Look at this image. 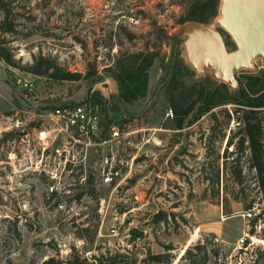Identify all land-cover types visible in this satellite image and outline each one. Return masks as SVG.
<instances>
[{
	"label": "rangeland",
	"instance_id": "1",
	"mask_svg": "<svg viewBox=\"0 0 264 264\" xmlns=\"http://www.w3.org/2000/svg\"><path fill=\"white\" fill-rule=\"evenodd\" d=\"M187 1L12 0L18 30L8 38L13 39L9 44L19 63L14 66L0 59V264H6L7 259L16 264H29L31 258L40 262L56 251L67 256L72 244L83 248L85 243L76 234L77 225L96 223L97 244L131 247L140 258L148 248L163 252L165 245L172 243V264H180L186 248L201 239L212 240L220 249L219 263L212 258L210 264H264V228H255L253 245L240 248L239 244L252 229L253 219L242 215L247 210L246 201L255 199L254 204L264 208L255 170L248 168L247 155L242 157L244 182L239 184L231 168L224 165L227 140L238 129L234 115L229 125L225 124L226 111H232L235 104L217 107L202 116L193 113L183 129L174 128L173 118L167 115L170 104L162 88L171 71L181 73L188 84L216 80L209 74L198 75L186 62L181 38L174 50L169 44L178 36V19ZM219 4L208 22L219 14ZM160 30L165 31L161 41ZM221 30L229 49H234L231 36ZM128 33L134 34L132 40ZM156 42L159 56L152 68L149 95L130 105L120 104L117 82L105 70L110 64L108 51L153 48ZM172 50L173 58L165 63ZM39 53L56 57L60 67L79 78L59 80L25 70L23 67L32 64ZM95 58L97 63H88ZM255 65V72L264 71V59ZM93 68L97 75L88 77ZM245 72L249 71L238 72L237 78ZM18 77L33 80L35 89L29 92L21 87ZM90 90H100L112 101L107 108L111 124H118L117 118L125 113L133 116L126 123L134 128L165 130L144 132L150 140L140 152L134 147L125 149V158L133 154L137 157L118 187L93 181L94 195L85 193L79 198V193L88 189L78 173L95 172L97 153L90 149L85 169L74 167V173L68 172L61 183L55 184L61 203L56 205L58 199L49 190L50 178L38 168L39 145L31 138L12 139L5 133L16 112L22 113L20 109L38 111L62 101L80 102ZM142 138L140 133L134 142ZM232 156L228 166L237 157L236 153ZM216 158L219 183L211 166ZM160 209L176 213L175 218L170 216L168 223L154 224L152 214ZM132 227L143 230L144 237L129 242Z\"/></svg>",
	"mask_w": 264,
	"mask_h": 264
},
{
	"label": "trees",
	"instance_id": "2",
	"mask_svg": "<svg viewBox=\"0 0 264 264\" xmlns=\"http://www.w3.org/2000/svg\"><path fill=\"white\" fill-rule=\"evenodd\" d=\"M183 4L185 12L178 19V23L191 19L209 21L217 12L219 0H188ZM0 12V59L10 65L18 66L19 61L16 59L9 44L13 39L8 38V34L17 33L18 30L17 14L12 6V0H0ZM158 35L161 41L165 37V31L160 30ZM133 37V33H128L129 39L132 40ZM156 45H158L157 42L153 48L147 46L126 51H108L107 59H109V62L107 63L110 64L105 67V70L117 82V100L120 104L130 105L149 95L152 83V68L159 56V48ZM31 63L23 68L36 75L52 76L59 80L79 78L77 75H73L60 67L57 64L59 63L57 58L52 55L39 53L34 56V61ZM88 63H97V58ZM96 75L97 71L93 68L88 77ZM239 81L240 86L234 90H230L227 84L217 80H212L214 85L207 82H191L188 84L181 78V73L171 71L162 91L164 90L170 108L174 112L173 125L176 129L185 128L190 123V117L193 113L202 116L217 107L229 103L235 104L232 111H226L225 124L229 125L233 115L240 123L238 124V129L233 131L227 140L226 151L223 156L224 165L227 168H231L236 182L242 184L244 182L242 157L247 155L248 168L255 170L257 185L264 197V71L242 73ZM83 101L99 105L100 110L105 112V117H102L105 124L103 135H106L108 126L112 122V119L108 116L107 108L110 103L112 104V101L105 97L100 90H90ZM76 102L71 100L64 103L72 104ZM213 116L217 118V114L214 112ZM132 117L123 113L122 117L117 118V122L119 125H123L129 122ZM5 135L12 139L19 137L16 130L8 131ZM224 135L225 132L220 138L222 139ZM231 144H235L234 152H229L228 146ZM234 153H236L237 157H234L231 165L228 166V160L233 157ZM218 157H220V154L217 155ZM217 158L214 159V163L211 166L216 171L215 179L219 183L220 164H215ZM81 173L82 171L80 170L78 175ZM93 181V174L87 173L86 187L88 192L87 190L81 191L78 195L79 198L85 193L94 195L96 189L93 186ZM50 194L58 199L56 205H60L59 193L53 191ZM255 202V199H251L249 202L246 201L245 206L249 209ZM97 208L95 207V210ZM97 216L98 213H96L95 217ZM170 216L175 218L176 213L160 209L152 214V220L154 224L168 223ZM77 230V236L85 241L83 248L72 244L67 256H61L59 251H56L48 254L40 262L31 258L29 264H172L174 257L171 252L174 248L172 243L166 244L163 252H153L151 248H148L145 256L140 258L136 250L131 247L111 248L97 244L99 223L82 227L77 225ZM143 237V230L138 227L130 229L129 242H136ZM92 249H95V251L90 255L87 254V251ZM212 258H215V263H219L220 249L212 244V240L203 241L199 239L186 248L181 255L180 264H210ZM6 264L16 263L12 259H7Z\"/></svg>",
	"mask_w": 264,
	"mask_h": 264
},
{
	"label": "built area",
	"instance_id": "3",
	"mask_svg": "<svg viewBox=\"0 0 264 264\" xmlns=\"http://www.w3.org/2000/svg\"><path fill=\"white\" fill-rule=\"evenodd\" d=\"M18 84L32 92L35 89L34 81L18 77ZM56 103L51 107H41L38 111L22 108V113L16 112L8 130H16L25 127L27 132L19 134V139L31 138L41 149L38 159V168L50 178L49 190L57 189L56 183H61L68 172L74 173V167L85 169L86 158L90 149L97 153V162L94 181L101 185L118 187L125 179V170L134 163L137 155L125 158V149L134 147L139 152L150 140L144 132L153 130H165L162 127L134 128L127 123L123 125L110 124L106 135H103L105 124L98 105L88 101L76 103ZM167 115L174 118V112L170 108ZM239 124L240 121H237ZM142 133L143 141L134 142V137ZM229 152L235 151V144L228 146ZM143 154L148 155L146 149ZM86 175L82 172L78 177L86 183ZM242 215L252 222V229L239 240L240 248H248L256 242L255 228H264V208H258L254 204L245 210ZM113 232H116L113 229Z\"/></svg>",
	"mask_w": 264,
	"mask_h": 264
},
{
	"label": "water",
	"instance_id": "4",
	"mask_svg": "<svg viewBox=\"0 0 264 264\" xmlns=\"http://www.w3.org/2000/svg\"><path fill=\"white\" fill-rule=\"evenodd\" d=\"M219 14L213 22L187 20L178 23L186 62L198 75L209 74L230 90L237 89V74L255 72V62L264 59V0H219ZM235 43L229 49L222 30ZM18 134L27 132L25 127Z\"/></svg>",
	"mask_w": 264,
	"mask_h": 264
},
{
	"label": "flooded vegetation",
	"instance_id": "5",
	"mask_svg": "<svg viewBox=\"0 0 264 264\" xmlns=\"http://www.w3.org/2000/svg\"><path fill=\"white\" fill-rule=\"evenodd\" d=\"M178 42H179V37L178 36L176 38H172V39L169 40V44L172 46L173 50L178 45ZM173 50L171 51V53L168 54V58H166L165 63H167L168 59H172L173 58Z\"/></svg>",
	"mask_w": 264,
	"mask_h": 264
}]
</instances>
